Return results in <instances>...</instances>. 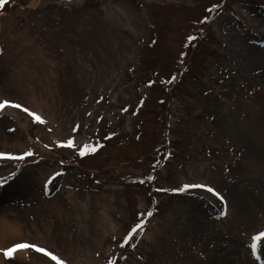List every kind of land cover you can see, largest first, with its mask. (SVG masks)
<instances>
[{"label":"rangeland","instance_id":"rangeland-1","mask_svg":"<svg viewBox=\"0 0 264 264\" xmlns=\"http://www.w3.org/2000/svg\"><path fill=\"white\" fill-rule=\"evenodd\" d=\"M4 100L0 264H264V0H9Z\"/></svg>","mask_w":264,"mask_h":264},{"label":"snow or ice","instance_id":"snow-or-ice-1","mask_svg":"<svg viewBox=\"0 0 264 264\" xmlns=\"http://www.w3.org/2000/svg\"><path fill=\"white\" fill-rule=\"evenodd\" d=\"M9 3V0H0V9H3L4 5ZM218 8V5H213L212 7H210L208 9L209 13H211L212 11H215ZM211 17H205L204 20L207 21L208 19H210ZM195 37L189 36L188 40L192 41L194 40ZM176 79V77L174 76L172 78V80L168 81V83H172L174 82V80ZM150 84L152 82H149ZM6 106H11L13 108H17L20 109L22 106L20 104H16V103H11L8 100H4V101H0V109H4ZM23 111L28 113L29 115L33 116L35 118V121H38L40 123H44V120L37 115L36 113L30 112L29 109L27 108H23ZM76 129H73V131H75ZM58 146L60 147H68V148H72L74 147V140L73 139H68L66 143H60L58 144ZM47 147V145L45 146ZM99 147V145L96 146H90L88 144H85L79 151V155L81 157L85 156L87 153H94L96 152L97 148ZM5 154H0V156H4ZM33 155L32 151H25L22 155L16 156V157H11L14 159H18V160H23L25 159V157H31ZM60 173L57 172L55 173V175L53 177H50L49 180L46 182L45 187L47 188L49 184H51L53 182V180L55 179V176H59ZM154 177L152 176H148L147 180L151 181L153 180ZM3 182V181H0ZM141 183H144L146 181L141 180ZM194 188H204L207 191L213 193L214 195L218 196L221 201L223 202V197L220 196L219 193H217L213 188H211L210 186L207 185H201V184H185L183 185L181 188L179 189H174L173 191H179V192H184L186 190L189 189H194ZM157 191H167L166 189H157ZM225 203V210L221 211L220 215L224 216L227 214V205L226 202ZM153 215V212L151 210L147 211V213H141L140 214V218L138 220L137 223L134 224V226L128 231V233L126 234V236L124 237L123 241L120 244V247H124L126 245L131 244L132 247H135L134 243H131V241L138 235V234H142L143 229L145 227V223L147 221L148 218H150ZM261 238H264V231H261L260 233H258L257 235H255L253 237V243L251 244V249H252V253L255 256V258L257 260H260L262 258V256H264V252H259L258 253V244L256 243V241H259ZM32 248L34 249L36 252L38 253H42L48 257H50V259L52 261L55 262V264H66V262L64 260H62L61 258H59L57 255L53 254L51 251L46 250L43 247H37L35 244H30V243H16L14 245H12L11 247H8L7 249L3 250V255L5 257H12L14 253L17 252V250H22V249H29ZM109 264H114V261H110Z\"/></svg>","mask_w":264,"mask_h":264},{"label":"bare ground","instance_id":"bare-ground-1","mask_svg":"<svg viewBox=\"0 0 264 264\" xmlns=\"http://www.w3.org/2000/svg\"><path fill=\"white\" fill-rule=\"evenodd\" d=\"M1 223H3V225H5V227H6L5 231L11 232V233L20 234L19 227L16 224L6 223L4 220L3 221L1 220ZM19 251H20V253H23L25 250L22 249V250H19ZM16 254H19V252L16 253Z\"/></svg>","mask_w":264,"mask_h":264}]
</instances>
